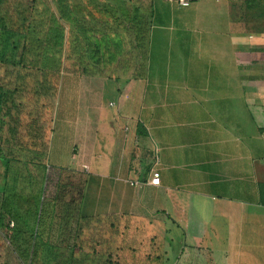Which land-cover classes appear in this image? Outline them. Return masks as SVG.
<instances>
[{"label":"crops","instance_id":"obj_1","mask_svg":"<svg viewBox=\"0 0 264 264\" xmlns=\"http://www.w3.org/2000/svg\"><path fill=\"white\" fill-rule=\"evenodd\" d=\"M51 1L71 30L77 11ZM78 1L127 2L131 26L147 19L143 73L111 71L129 78L115 81L117 114L81 122L76 169L96 178L90 217L128 222L114 239L135 249L129 264H264V45L234 29L231 0ZM126 43L136 60L134 32ZM2 152L0 140V183ZM151 170L158 185L146 183Z\"/></svg>","mask_w":264,"mask_h":264},{"label":"rangeland","instance_id":"obj_2","mask_svg":"<svg viewBox=\"0 0 264 264\" xmlns=\"http://www.w3.org/2000/svg\"><path fill=\"white\" fill-rule=\"evenodd\" d=\"M231 1L234 29L247 34L249 38L256 40L258 45H264V0ZM17 2L20 4L21 11L20 25L25 23L22 17L28 14L26 7L29 5H31L30 16L35 22L40 20L45 22L47 19L45 11L49 8L55 10V4L51 0H3V5L11 9L12 6L16 7ZM63 6L67 10L77 11L72 16L76 21L74 26L86 27L88 25L91 28L92 32L84 33L85 39L89 38L91 43L102 36H109L111 40H114L113 42L120 40L121 49L119 51H114V46H110L106 54L94 53L95 58L102 59L101 68L111 72L121 67H130L136 74L145 69V64L149 62L142 60L139 47H136L137 60L127 59L132 57L128 54L127 43L124 44L128 38L127 22L129 20L128 13H121L124 12L122 8L127 7V2L98 1L93 7L88 1L77 0L73 3L72 0H66ZM114 6L116 7L113 8ZM117 9L118 13H116ZM71 41L78 42L75 30H73ZM101 48L104 46L101 45ZM47 50L42 54L37 52L26 54L25 60L34 65L44 60L48 63L52 61V70L58 68V76L38 70L21 71V74L25 76L21 82L16 76L18 69L0 65V85L4 86L8 93L0 112V140L4 152H11L12 155L20 158L34 157L38 154L37 152H41V149L39 151L38 148L22 147L29 142L28 137H36L38 129L43 130L42 138L48 144L47 163L50 168L47 175L55 181L57 170L76 169L81 161L82 152L79 150L84 136L82 120L89 117L96 123L95 120L103 116V113L109 116L117 114V103L123 99V96L116 90L115 81L123 82L129 78L114 77L111 74V77L105 78L97 76L82 78L81 66L77 61L81 50L77 52L66 47V55L64 51L55 54L51 49L47 48ZM90 51L94 52L91 46ZM18 52L15 51V56ZM113 56L115 62L107 61ZM170 64L171 62H168V66ZM150 65L152 71L160 72L161 67L164 69L167 62L151 61ZM152 78L155 77H151L150 80L153 81ZM140 82L137 85L139 100L147 89L144 82ZM15 87L19 88L17 92L10 94ZM153 102L159 104V99L154 98ZM31 120L37 122L32 125V135L26 137L25 124ZM79 170L82 171V168ZM83 178L82 197L78 204V215L82 220L79 221V234L74 241L76 246L73 255L74 264H129L134 262L135 249H131L126 242L117 246V241L114 239V233L118 234L119 231H123V226L126 230L129 229L128 222L123 223L116 218H91V213L97 206L96 178L89 176L87 172L83 174ZM51 184L47 185L46 195L48 196L54 191ZM36 228V225L33 226V234ZM42 253L43 251L40 250L39 258L36 260L30 261V257L24 260L19 259L7 238L0 233V264H41Z\"/></svg>","mask_w":264,"mask_h":264},{"label":"trees","instance_id":"obj_3","mask_svg":"<svg viewBox=\"0 0 264 264\" xmlns=\"http://www.w3.org/2000/svg\"><path fill=\"white\" fill-rule=\"evenodd\" d=\"M3 4V0H0V65L18 69L16 76L21 82L25 79L21 71L38 70L58 76V68L52 70V61L48 63L44 60L34 65L25 60L26 54L34 52L42 54L47 48L55 54L64 51L65 55L66 47L77 52L81 50L77 61L80 63L83 75L111 77L110 71L101 68L102 59L95 58L94 53L106 54L110 46H114V51H119L121 49L120 40L113 42L114 40H111L109 36H102L91 43L89 38L84 37L85 32L87 34L92 32L91 28L74 26L71 30H67L65 21L68 20V16L58 4L55 5V10L49 8L45 11L47 17L45 22L33 21L30 16L31 5H29L26 7L28 14L22 17L25 23L21 25L20 6L19 9L15 6L10 9ZM122 9L124 12L121 13H128L127 7ZM72 20L75 19L72 18ZM146 21V17L142 15L137 19L136 26L133 24L131 26L129 21L127 22V30L130 34L134 32L135 49L139 47L142 52L139 55L142 56L144 62ZM73 30L76 31L78 42L71 41ZM124 44L126 45V42ZM101 45L104 48H101ZM90 46L94 52L90 51ZM15 51H19L17 56H15ZM90 54L93 57L89 56ZM107 61L115 62L116 60L114 61L113 56ZM142 73L143 71L129 78H136ZM18 89L13 88V93L10 92V94H15ZM7 95L4 86L0 85V112ZM36 122V120H31L25 124L26 137L32 135L31 128ZM43 135V130L38 129L36 137H28L29 142H26V146H21L26 149L38 148L39 151L41 149V152H37L38 154L34 157L20 158L12 155L11 152H2L1 160L4 171L0 183V233L7 238L19 259L24 260L30 257V261L36 260L42 250L41 264H74L73 255L76 249L74 241L79 234V221L82 220L78 215V204L82 197L84 172L77 169L57 170L56 180L49 178L47 175L50 168L47 163L48 144L43 140ZM48 183L54 188L50 196L46 195ZM35 225L37 228L33 234ZM53 226H56L57 234H51L50 229Z\"/></svg>","mask_w":264,"mask_h":264},{"label":"built area","instance_id":"obj_4","mask_svg":"<svg viewBox=\"0 0 264 264\" xmlns=\"http://www.w3.org/2000/svg\"><path fill=\"white\" fill-rule=\"evenodd\" d=\"M177 3L180 6H188L191 0H176ZM159 180H160V176L159 173L155 170H151L150 174H149V179L147 180V184L150 185H158L159 184ZM130 184L131 185H138V181L137 180H130ZM12 225V224H11Z\"/></svg>","mask_w":264,"mask_h":264}]
</instances>
